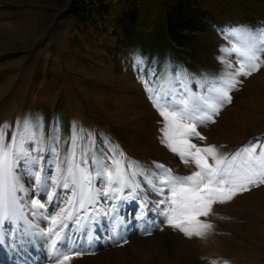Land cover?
Wrapping results in <instances>:
<instances>
[{
	"label": "rangeland",
	"instance_id": "rangeland-1",
	"mask_svg": "<svg viewBox=\"0 0 264 264\" xmlns=\"http://www.w3.org/2000/svg\"><path fill=\"white\" fill-rule=\"evenodd\" d=\"M73 2L0 0V125H9L6 143L25 120L32 122L35 132L20 144L16 165L22 189L17 193L20 212L31 229L44 234L42 216L49 227L50 218L68 201L79 199V186L71 177L69 187H63L66 169L79 165L91 174L93 191H109V196L100 195L88 207L90 215L74 212L73 219L74 215L83 219L74 220L73 226L72 220L66 221L71 224L67 232L84 253L71 264H264V184L214 204L208 216L199 218L212 225L203 237L188 238L168 226L154 207L163 199L152 187L163 171L157 165L171 169L174 176L197 169L161 143L164 121L144 83L150 80L156 89L164 81L174 97L188 99L190 105L201 103V98L214 102L210 89L218 85V74L226 68L219 60L225 56L221 49L242 48L250 42L260 45L264 23L207 25L178 47L168 37L162 13L155 14L149 30L141 31L97 14L77 19ZM235 55L225 56L232 64L227 71L237 67ZM137 56L142 65L134 64ZM257 62L259 71L238 77V90L230 93L231 103L214 115L215 123L197 121V131L206 139L193 137V143L215 145L229 157L250 142L264 145V53ZM116 160L131 182L116 193L118 199L98 175L107 173ZM129 162L144 175L137 171L133 177ZM33 200L45 207L33 209ZM33 212H39L35 222L28 219ZM14 222L25 225L22 219ZM19 238L25 246L34 241ZM8 245L3 244V251ZM24 248L16 253L20 263L27 258Z\"/></svg>",
	"mask_w": 264,
	"mask_h": 264
},
{
	"label": "snow or ice",
	"instance_id": "snow-or-ice-1",
	"mask_svg": "<svg viewBox=\"0 0 264 264\" xmlns=\"http://www.w3.org/2000/svg\"><path fill=\"white\" fill-rule=\"evenodd\" d=\"M261 36H264V33H261ZM221 51L228 57L235 53L237 67L234 71H227L226 69L232 68L231 62L227 61L225 56L219 58L226 68L218 74V85L210 89L215 93L214 102L201 98V103L190 105L188 99L174 97L165 87L166 82L162 81L156 89H153L150 87V80L144 81L149 99L153 101V106L164 121V127L161 129V143L177 154L183 163L193 164L197 169L187 176H174L171 174V169L157 165L156 167L163 171L158 175L156 184H152V181L145 176L146 182L152 184L158 195L163 197L154 207L165 217L168 226L179 230L188 238L203 237L206 231L212 228L210 223L201 221L199 218L208 216L214 204L229 202L236 195L264 184V145H260L259 142L255 144L250 142L242 149H238L231 157L221 155L215 145L201 147L192 142L193 137L201 141L206 139L197 131V121L200 124H206L209 121L215 123L214 115H219L220 110L231 103L230 93L238 90L237 85L240 83L238 77H248L259 71L261 65L257 61L259 54L264 53V41L260 45L250 42L246 47L233 46L231 49L222 48ZM134 64L142 65V57H135ZM160 92H163V96L159 94ZM192 115H195V119ZM8 127L7 124L0 125V229L7 223L8 230L11 232V225L17 221L20 212V198L17 193L22 189L19 187L16 173L20 144L28 137L34 136L35 132L32 122L25 120L18 125V130L6 143ZM73 139L75 145L76 137L74 136ZM257 147L260 148L259 152ZM114 163L115 166L109 167L107 173L100 171L98 175L111 190L112 197L118 199L116 193H122L131 182L129 173L124 170L122 162L116 160ZM74 169L78 170V174ZM128 169L133 177L137 171L144 175L142 170L133 169L132 162L128 163ZM69 177L72 178V184L79 186V199L68 201L66 208L50 218V226L45 231L46 242L51 250L54 264H71L74 258L84 254L70 242V238L64 237L66 221L73 219L74 212L90 215L88 207L95 205L100 195L109 196V191H93L91 174L79 165L70 164L66 169L63 184L65 188L69 187L67 182ZM165 188H167V195H165ZM160 204L165 207L160 209ZM31 207L41 209L45 205L33 200ZM36 214L33 212V215ZM79 219L78 216L77 223ZM61 240L64 242L59 243ZM2 242L0 238V243ZM126 242L125 240L124 243Z\"/></svg>",
	"mask_w": 264,
	"mask_h": 264
},
{
	"label": "trees",
	"instance_id": "trees-1",
	"mask_svg": "<svg viewBox=\"0 0 264 264\" xmlns=\"http://www.w3.org/2000/svg\"><path fill=\"white\" fill-rule=\"evenodd\" d=\"M77 19L91 14L114 23L131 24L149 30L155 14L162 13L168 37L174 46H184L203 27H255L264 23V0H74Z\"/></svg>",
	"mask_w": 264,
	"mask_h": 264
},
{
	"label": "bare ground",
	"instance_id": "bare-ground-1",
	"mask_svg": "<svg viewBox=\"0 0 264 264\" xmlns=\"http://www.w3.org/2000/svg\"><path fill=\"white\" fill-rule=\"evenodd\" d=\"M20 236H21V235H18V237H20ZM20 239H21V241H22V238H20ZM25 239H26V238H25ZM26 240H27V239H26ZM31 240H33V239H31ZM164 240H165V239H164ZM29 245H30V246H29ZM29 245H27V246L24 245V247H25V248H24V250H25V256H27V257H28L29 255L32 254V252H31V251H32V248L34 249L35 246H36V244L34 243V241H32V242L29 241ZM161 245H163V247L166 248V246H165L166 243L162 242ZM33 251H35V249H34ZM112 256H113V255H112ZM44 258H47V257H44ZM43 262H44V264H46V263H47V260L44 259ZM89 262H90V261H89ZM12 263H17V264H18V263H20V260H13ZM90 264H91V263H90Z\"/></svg>",
	"mask_w": 264,
	"mask_h": 264
}]
</instances>
